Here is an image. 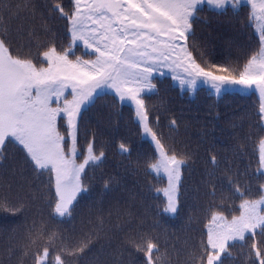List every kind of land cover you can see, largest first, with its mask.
<instances>
[{
  "label": "trees",
  "instance_id": "obj_1",
  "mask_svg": "<svg viewBox=\"0 0 264 264\" xmlns=\"http://www.w3.org/2000/svg\"><path fill=\"white\" fill-rule=\"evenodd\" d=\"M56 3L71 7V0H0V34L7 31L19 50L41 58L43 46L50 42L66 47L65 21L50 10ZM8 8L12 11L6 16ZM250 14L245 4L222 10L198 6L187 43L206 62L238 70L249 49L254 52L258 45ZM73 54L91 55L80 44L74 46ZM152 80L156 90L144 93V98L153 124L170 148L188 153L180 175L179 211L164 212L166 179L145 170L154 145L143 137L132 106L113 93H98L81 111L79 146L86 149L94 141L105 158L85 169L89 190L78 197L72 217L51 218L47 176L32 172L17 147L9 145L0 154V264H33L31 253L42 249L47 240L38 239L45 229L56 233V249L75 243L82 233L92 235V250L79 258L67 257L68 264H100L98 258L103 256L104 264L109 259L137 264V254L126 250L122 242L141 228L159 238L163 264H191L190 254L206 240L212 213L220 211L228 219L239 215L242 201L230 182L249 193L246 198H258L256 193L264 185V177L258 174L264 124L257 95L225 91L216 96L205 87L190 94L180 92L166 74ZM121 142L132 147L131 153H121ZM21 200L27 210L14 214L11 205ZM30 230L35 232L31 241ZM245 251L231 248L224 264H250Z\"/></svg>",
  "mask_w": 264,
  "mask_h": 264
},
{
  "label": "snow or ice",
  "instance_id": "obj_2",
  "mask_svg": "<svg viewBox=\"0 0 264 264\" xmlns=\"http://www.w3.org/2000/svg\"><path fill=\"white\" fill-rule=\"evenodd\" d=\"M204 2L71 0L67 9L61 3L50 5V10L65 21L68 43L66 47L55 42L44 45L42 58L19 50L7 31L0 34V154L6 153L9 145L17 147L32 172L41 178L47 176L51 197L47 207L52 209V219L73 216L78 197L89 190L85 169L105 158L103 150L97 152L94 141H89L86 149L79 146L81 108L97 90L111 88L120 101L135 104L138 126L154 144L153 157L145 161V170L162 169L176 193L174 198L166 192V213L176 214L180 209V175L188 153L170 148L153 124L144 93L156 90L154 73L168 69L174 80L180 77L181 83L192 89L198 82L206 83L216 93L233 85L255 89L261 97L259 119L264 121V25L259 29L257 49H249L238 70L206 62L187 43L193 33L194 15ZM207 3L217 8L227 4L236 7L241 0ZM246 3L251 5L250 19L264 20V0ZM11 11L8 8L5 15ZM77 44L91 55H74ZM175 124L172 120L171 125ZM260 145L258 174L264 177V139ZM119 149L121 153L132 151L126 142H121ZM211 163L216 164L215 156ZM230 184L242 201L239 215L228 219L220 211L212 213L206 240L193 248L191 264H224L225 255L231 256L230 249L237 246L246 250L250 264H264V185L256 193L258 198L252 199L246 198L249 193L242 192L235 181ZM11 210L24 214L27 205L21 200L12 204ZM33 235L34 230H30V241ZM44 237L43 248L31 253L33 264H68L67 257L79 258L92 250L91 234L82 233L75 243L60 249L53 247L55 232L45 229L38 239ZM122 243L137 254V264H163L165 253L159 238L150 231L134 230Z\"/></svg>",
  "mask_w": 264,
  "mask_h": 264
},
{
  "label": "rangeland",
  "instance_id": "obj_3",
  "mask_svg": "<svg viewBox=\"0 0 264 264\" xmlns=\"http://www.w3.org/2000/svg\"><path fill=\"white\" fill-rule=\"evenodd\" d=\"M257 2H258V0H257ZM242 3L247 4V3H246V0H241V3H240V4H242ZM203 4L206 5L207 7L211 8V9H216V10L223 9V8H217V7L213 6V5H209V4L207 3V0H205V2H204ZM203 4H201V5H203ZM227 5L233 7L232 4H227ZM227 5H225V7H226ZM247 5H249V4H247ZM199 6H200V5H199ZM249 6H250V8H251V5H249ZM225 7H224V8H225ZM258 14H259V13H258ZM252 23L254 24V27H255L256 33L259 35V29H260V26L264 25V20H256V19H252ZM23 37H25V36L23 35ZM26 39H27V37H25V40H26ZM161 73H162V74H161ZM164 74H166V75H168V76L170 77V80L172 81L173 85L177 86V88L180 89L181 92H183V91H188V92H190V94H192V92H193L196 88H198V87H205V88H207L208 90H210L212 94H214V95H216V96L221 95V94H222L223 92H225V91H238V92H242V93H251V92H255L256 95H257V97H258V98L260 99V101H261V97H260L259 92H258L257 90H255V89L247 90V89L243 88L242 86H234V85H233V86H226V87H225L220 93H216L215 90L212 89V88L210 87L209 84L198 82V83H197V86H196L194 89H192V88H190L189 86H187L186 84H182V83H181V78H180V77H177V79L174 80V79L172 78L173 73H172L170 70H168V69H161L160 72L154 73V74H153V77H154L155 75L162 76V75H164ZM69 91H70V90H69ZM103 92H110V93H113V94L115 95V91H114L113 89H111V88H104V89H102V90H97V92L94 93L93 96H94L95 94L103 93ZM145 93H148V92H145ZM66 95H67V93H66ZM93 96H92V97H93ZM115 96H116V95H115ZM116 97H117V96H116ZM68 98L71 99V96H69ZM117 98H118V97H117ZM118 99H119V98H118ZM121 102H124V103H126V104L132 106V107L134 108V111H135V104H134L133 102L128 101V100H124V101H121ZM88 103H89V102H88ZM88 103H86L85 105H83L82 108L85 107ZM82 108H81V110H82ZM263 124H264V121H263ZM141 129H142V128H141ZM142 133H143V130H142ZM143 137H144V138H147V139L153 144V142L151 141V137H149V136H145L144 134H143ZM153 145H154V144H153ZM151 172L154 173V174H156V175L162 176L163 178L166 179V187H165V190H164V194H165V197H166V201L168 200V196L166 195V192L171 193V194L174 196V198H175V197H176V193L172 192V190H171L170 187H169V179H168L167 174H166L162 169H161L159 172H157V171H153V170H151ZM230 219H231V218H230ZM208 224H209V223H208ZM208 224H207V225H208ZM206 231H207V229H206ZM114 254H116V252H114ZM109 256H111V255H109ZM103 257H104V256H103ZM103 257L98 258V259H99V262H98V263H100V264H104V263H103ZM109 264H120V263L115 262L114 259H109Z\"/></svg>",
  "mask_w": 264,
  "mask_h": 264
}]
</instances>
